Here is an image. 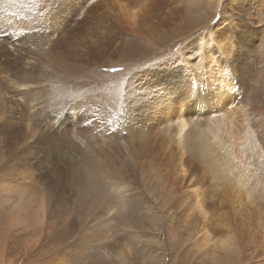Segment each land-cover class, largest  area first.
I'll return each mask as SVG.
<instances>
[{
	"label": "rangeland",
	"instance_id": "1",
	"mask_svg": "<svg viewBox=\"0 0 264 264\" xmlns=\"http://www.w3.org/2000/svg\"><path fill=\"white\" fill-rule=\"evenodd\" d=\"M0 264H264V0H0Z\"/></svg>",
	"mask_w": 264,
	"mask_h": 264
},
{
	"label": "bare ground",
	"instance_id": "2",
	"mask_svg": "<svg viewBox=\"0 0 264 264\" xmlns=\"http://www.w3.org/2000/svg\"><path fill=\"white\" fill-rule=\"evenodd\" d=\"M229 2V1H228ZM219 5V4H218ZM184 82H186V80L183 78V79H181V80H177V81H175V82H173L172 83V85L167 89V90H165L162 94H160L159 95V99H158V101L154 104V107L156 106V111L158 112V114L159 115H161L162 113H164V110H166V113H165V117H166V120H165V122H168L169 124L168 125H165V126H163V125H161V127H160V129L159 130H157V132L155 131V134H153V135H149V134H146V137H155L158 133L159 134H161L162 136H165V137H167L168 135H169V129L172 127V124H175L176 123V125H178L179 126V132L180 133H182L183 132V130L185 129V127H186V125H187V121H185V119H184V115L182 114V112L184 111L183 109H182V107H183V105H184V103H185V99H182L183 97H185V96H180L181 94H185L186 95V91L187 90H189L190 89V86L187 84V83H184ZM185 85V88H187V90H185V88L184 89H182L181 88V86L182 85ZM182 91H183V93H182ZM182 102V103H181ZM186 102H188V101H186ZM180 104L179 106H180V108L183 110L182 112H181V110H180V114H179V118H178V120L175 122V123H173V122H170L172 119H173V117H172V115H173V113H172V115H171V112H172V110H173V106L175 105V104ZM179 108V109H180ZM184 108V107H183ZM152 109V108H151ZM186 109V108H185ZM184 120V121H183ZM161 131H163L164 133H162ZM178 135V134H177ZM160 136V135H159ZM175 136V135H174ZM179 136V135H178ZM180 137V136H179ZM186 139V138H185ZM172 140H174V139H172ZM185 141V140H184ZM181 142V141H180ZM178 144H180L179 142H177ZM158 145L160 146V143H158ZM161 145H162V143H161ZM161 147V150L162 151H164V148L166 147H163V145L162 146H160ZM149 149V148H148ZM165 149H167V148H165ZM149 151H151L150 152V154L149 155H151V156H153L152 154H153V152H152V150H149ZM165 152V151H164ZM167 155H168V153L167 152H165L164 153V157L166 158L167 157ZM184 155V154H183ZM202 156H203V152H202V154H201ZM170 161H168V162H166L164 159H161V165L162 166H164L163 167V169H166L167 168V164L169 163ZM151 163H152V161H151ZM216 163H218L219 165L221 164V162H220V160H218ZM179 165L181 166V167H183V169H182V173L184 174V175H186V173H187V171L186 170H184V165H183V163L181 162V161H179ZM183 165V166H182ZM213 165H214V163H213ZM234 165V164H233ZM231 167H233V166H231ZM220 169L222 170V168L220 167ZM182 174V175H183ZM185 177V176H184ZM164 178V177H163ZM183 178V177H182ZM162 179V178H161ZM223 179H220L219 180V182H221ZM104 181V180H103ZM183 181H184V178H183ZM88 183H89V185L90 186H92V187H96V181L95 180H93V179H91V178H89V181H88ZM235 183L237 184V185H240V187H248L249 186V177L245 174V172H242V173H239V175L238 176H236L235 177ZM189 184H190V182H189ZM11 186V185H10ZM190 186V185H189ZM256 187H257V184H256ZM84 189H86V187L84 186L83 187ZM217 188V187H216ZM222 188V187H221ZM238 188V187H237ZM161 189V188H160ZM220 189V188H219ZM94 190H96V189H94ZM192 190H193V188H192ZM196 190V192L195 193H190L189 195H184V196H179L178 197V205H179V208H180V206L183 208V210H185V212L187 213V211H189V213H188V215H187V217H191V215L194 213V211H195V208H197V206H198V204H199V202H198V204L196 205H194V202H192L191 201V196L192 195H194L195 197H197L199 194H198V191H197V189H195ZM217 190V189H216ZM165 191V190H164ZM170 194V193H169ZM243 194V193H242ZM252 194V192H250L249 193V195H251ZM175 197V196H174ZM244 197V196H243ZM246 197V196H245ZM245 197H244V199H245ZM250 199V198H249ZM196 200V199H195ZM171 201V200H170ZM174 201V200H173ZM255 203V202H254ZM252 204H253V202H252ZM253 206H255V205H253ZM204 213L206 214V212H205V210H204ZM193 218H190V219H188V218H186L185 220H184V223L185 224H190L191 226H192V224H193V220H192ZM163 220V219H162ZM205 220V219H204ZM192 228H195V227H193L192 226ZM209 232V231H208ZM213 233V232H212ZM207 234V233H206ZM224 236V235H223ZM178 237V236H177ZM233 237V236H232ZM231 238V237H230ZM233 239V238H232ZM199 240H203L202 238H200ZM221 239H219V241H220ZM226 239H224V241H225ZM214 240H212V242H213ZM159 243V242H158ZM165 243V242H164ZM214 243V242H213ZM213 243H212V245H210V237L207 235V236H205V238H204V241H200L199 242V244H197L196 246V248H198V250L199 251H201L203 254H205V256L207 257V256H209V255H216L215 253H216V251H218V246L217 245H215L214 247H212L213 246ZM224 243V242H223ZM222 243V244H223ZM131 245V244H130ZM226 246V245H225ZM220 247V246H219ZM129 252V251H128ZM200 254V253H199Z\"/></svg>",
	"mask_w": 264,
	"mask_h": 264
}]
</instances>
